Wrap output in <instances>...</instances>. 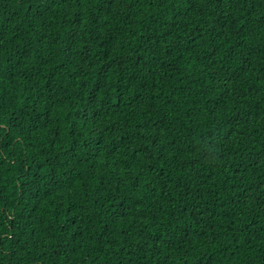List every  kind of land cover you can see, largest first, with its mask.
Returning a JSON list of instances; mask_svg holds the SVG:
<instances>
[{"label": "trees", "instance_id": "16d2710c", "mask_svg": "<svg viewBox=\"0 0 264 264\" xmlns=\"http://www.w3.org/2000/svg\"><path fill=\"white\" fill-rule=\"evenodd\" d=\"M0 264H264V0H0Z\"/></svg>", "mask_w": 264, "mask_h": 264}]
</instances>
